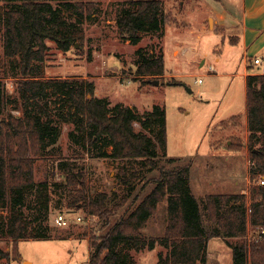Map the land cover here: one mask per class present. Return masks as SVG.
<instances>
[{
    "label": "trees",
    "instance_id": "1",
    "mask_svg": "<svg viewBox=\"0 0 264 264\" xmlns=\"http://www.w3.org/2000/svg\"><path fill=\"white\" fill-rule=\"evenodd\" d=\"M96 1L0 0L6 4L2 15L4 55L20 64V76L15 83L18 100L0 80V209L6 212L0 224V239L8 238L13 245L12 255H3L7 260L20 258L22 240H51L48 229L31 228L26 206L36 192L45 215L50 207L51 182L37 181L35 166L38 160L51 156L48 148L61 133L53 105L68 110L84 152L95 151V157L117 161H139V172L146 168L158 170V159L167 157L165 107L155 105L152 111L141 114L122 103L111 106L109 99L96 96L95 84L88 78L46 75L45 63L50 52L47 42L55 43L63 53L78 43L82 46L84 32L80 25L96 12ZM165 1L124 0L125 7L117 19L120 39L138 46L149 34L159 41L150 49L136 50L134 82L145 85L155 80L161 82L165 77ZM168 84L180 83L173 79ZM10 104L20 116L5 113ZM246 108L247 142L233 140L228 149L241 152L248 148L252 182L248 195L214 194L199 202L191 190L190 165L167 159L176 166L160 170L153 190L128 215L115 219L126 199L110 208L107 193L91 194L87 175L76 162L61 160L59 167L68 205L97 217L107 229L92 243L89 264H137L131 252L154 250L156 245L166 250L158 254L157 264H206L209 241L214 238L223 239L230 247L233 264H264V186L258 184L264 177V74L248 75ZM238 117L231 122L239 125ZM226 124L229 123L222 122L220 126L225 128ZM106 148H111V152ZM78 156L77 159L83 157ZM121 171V181L129 187L136 173L125 166ZM164 201L168 203L164 236L146 238L143 229Z\"/></svg>",
    "mask_w": 264,
    "mask_h": 264
},
{
    "label": "rangeland",
    "instance_id": "2",
    "mask_svg": "<svg viewBox=\"0 0 264 264\" xmlns=\"http://www.w3.org/2000/svg\"><path fill=\"white\" fill-rule=\"evenodd\" d=\"M220 1L165 2L168 15L164 43L162 41L165 70L180 83L176 86L168 84L173 78H164L158 86L134 82L136 50L139 47L150 49L159 41L149 34L138 46L120 39L117 19L125 7L124 0L96 1V12L80 25L84 32L82 46L78 43L69 52L63 53L55 43L47 42L50 47L45 63L48 77L88 78L95 84L97 97L109 99L111 106L122 103L136 108L141 114L152 111L155 105L165 107L167 157L158 159V170L146 168L139 172V161H117L95 157V151L94 154L84 152L81 136L68 110L53 105L58 113L61 133L57 142L48 148L51 156L38 160L35 166L36 180L48 179L51 182L50 207L45 215L40 210L36 192L27 200L26 206L31 228L48 229L51 240H22L19 243L20 258L7 260L3 255H12V241L0 239V264H89L93 253L92 243L103 236L107 229L103 228V221L97 217L89 215L82 208L68 205L67 188L59 167L61 160L76 162L87 175L91 194L107 193L110 208L126 199L125 206L115 219L128 215L153 190L160 170H170L176 166L168 163L167 159H179V165H190L191 190L199 202L208 195L234 194L242 189L249 192L252 183L249 151L228 149L233 140L246 143L241 117H238L239 125L231 122L233 116H239L245 109L244 82L240 76L242 54L226 38L237 35L238 31L227 32L213 18L207 20L209 14L222 7ZM226 2L230 3V0H224V4ZM5 6L0 2V80L6 84L9 94L18 100L15 83L20 76V64L5 57L3 51L2 15ZM249 57L253 64L256 57L260 59L261 65L254 64L253 72L263 74L264 51L258 50L255 44ZM218 58L221 59L219 63L216 62ZM211 64L216 65L217 71L211 70ZM233 74L239 75L233 78ZM6 108L5 113L20 116L13 104ZM221 122L229 124L222 128ZM136 130H141L138 124ZM106 151L111 152V148H106ZM78 155L83 157L77 159ZM124 166L136 173L129 187L121 181ZM59 214L68 219V227L56 224L55 218ZM5 215L6 212L0 209V224ZM78 217H81V222L76 220ZM167 219L168 203L164 201L143 229L146 238L164 236ZM252 231L250 228L251 236ZM208 251L214 254H208L206 264H233L230 247L224 240H212ZM160 252L165 253L166 250L156 245L154 250L145 248L131 253L137 264H157Z\"/></svg>",
    "mask_w": 264,
    "mask_h": 264
},
{
    "label": "crops",
    "instance_id": "3",
    "mask_svg": "<svg viewBox=\"0 0 264 264\" xmlns=\"http://www.w3.org/2000/svg\"><path fill=\"white\" fill-rule=\"evenodd\" d=\"M165 2H167V0ZM220 3L222 7L220 9L218 8L213 13L209 14V16L207 17V20L209 21L213 18L216 22H218L219 27L227 32L238 31L237 35L232 36L231 38L230 37H226V38H229L231 41L230 45L240 49L241 54H242L241 57H242L243 67H242V73L240 74V76L242 77L243 82H244L245 109L243 112L240 113L239 117H241L243 128L246 131V142H247L248 135H249L248 129H247L248 119H247V108H246L247 77L248 75L257 74L256 72H253L254 64H253V61L250 59L249 55H250L251 48L255 44L258 46V50L264 51V0H230V3L226 2V4H224V0H223V1H220ZM181 4H184V2ZM166 29H167V26L165 27V30H164L163 39L165 38V35H166ZM162 41L164 43V40ZM163 52H164V46H163ZM176 52L177 51H175L174 54ZM220 60L221 59L218 58L216 62L219 63ZM204 63L205 62H203L202 65H204ZM210 67H214L215 69L214 71H217L216 65L211 64ZM238 75L239 74H233L232 77L236 78ZM164 78L174 79L175 77L170 76L169 74L166 73ZM236 116L237 115L233 117H236ZM243 151L247 153L248 148H245ZM249 164H250V160H249ZM234 194L248 195V192L242 189L239 193H234ZM215 239H221V238L211 239L209 243ZM208 254H209V251H208ZM213 254L214 253L211 252L209 256H212Z\"/></svg>",
    "mask_w": 264,
    "mask_h": 264
},
{
    "label": "built area",
    "instance_id": "4",
    "mask_svg": "<svg viewBox=\"0 0 264 264\" xmlns=\"http://www.w3.org/2000/svg\"><path fill=\"white\" fill-rule=\"evenodd\" d=\"M254 64H255V65H261V61H260V59L256 58V59L254 60ZM211 70L214 71V70H215L214 67H211ZM258 184H259L260 186H264V177H261V178L258 180ZM76 220H77L78 222H81V221H82L81 217H78ZM55 222H56V224H57L58 226H60V227H68L69 224H70V222L68 221V219H67L64 215H62V214H59V215L56 216V218H55Z\"/></svg>",
    "mask_w": 264,
    "mask_h": 264
},
{
    "label": "water",
    "instance_id": "5",
    "mask_svg": "<svg viewBox=\"0 0 264 264\" xmlns=\"http://www.w3.org/2000/svg\"><path fill=\"white\" fill-rule=\"evenodd\" d=\"M151 84L158 86L160 84V81H158V80L151 81ZM189 92H191L190 89H189Z\"/></svg>",
    "mask_w": 264,
    "mask_h": 264
}]
</instances>
